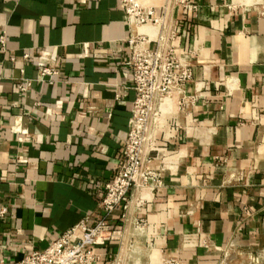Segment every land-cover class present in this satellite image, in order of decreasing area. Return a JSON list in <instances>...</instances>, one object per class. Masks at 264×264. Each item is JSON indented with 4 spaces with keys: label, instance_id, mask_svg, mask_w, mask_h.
Returning a JSON list of instances; mask_svg holds the SVG:
<instances>
[{
    "label": "crops",
    "instance_id": "crops-1",
    "mask_svg": "<svg viewBox=\"0 0 264 264\" xmlns=\"http://www.w3.org/2000/svg\"><path fill=\"white\" fill-rule=\"evenodd\" d=\"M191 4L170 12L191 79L152 133L158 181L107 213L135 98L134 28L119 0H0V261L105 220L114 234L94 246L97 264H264V0Z\"/></svg>",
    "mask_w": 264,
    "mask_h": 264
},
{
    "label": "built area",
    "instance_id": "built-area-1",
    "mask_svg": "<svg viewBox=\"0 0 264 264\" xmlns=\"http://www.w3.org/2000/svg\"><path fill=\"white\" fill-rule=\"evenodd\" d=\"M126 20L134 28L130 33V63L135 98L132 116L124 144V151L118 171L104 185L105 194L100 205L105 212L122 204L127 208L130 191L134 188L155 187L159 173L150 167L151 138L160 123L162 107L177 100L183 103L181 94L191 79V71L176 54L172 44L175 35L170 26V12L173 7L184 10L192 8L191 0H119ZM145 28V30H139ZM4 37H0L3 45ZM27 57V54L24 55ZM57 70L43 67L42 78L57 75ZM49 84L53 82L49 79ZM30 80L21 79L17 88L25 91ZM0 208V215L5 213ZM105 220H99L89 227L85 221L65 230L57 239L42 250L33 249L20 260L0 264H97L99 255L94 246L103 244L113 236ZM160 264H189L174 257L164 258Z\"/></svg>",
    "mask_w": 264,
    "mask_h": 264
},
{
    "label": "bare ground",
    "instance_id": "bare-ground-1",
    "mask_svg": "<svg viewBox=\"0 0 264 264\" xmlns=\"http://www.w3.org/2000/svg\"><path fill=\"white\" fill-rule=\"evenodd\" d=\"M181 94H185L184 90H181ZM174 100H168V102H173Z\"/></svg>",
    "mask_w": 264,
    "mask_h": 264
}]
</instances>
